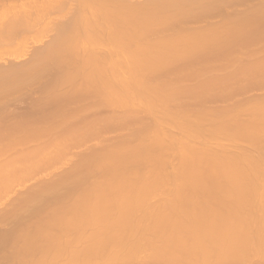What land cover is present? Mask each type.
Here are the masks:
<instances>
[{
	"label": "bare ground",
	"instance_id": "obj_1",
	"mask_svg": "<svg viewBox=\"0 0 264 264\" xmlns=\"http://www.w3.org/2000/svg\"><path fill=\"white\" fill-rule=\"evenodd\" d=\"M0 25V78L34 82L41 115L80 102L58 120L78 130L69 144L92 139L72 178L33 197L43 207L27 224L51 240L42 264L73 226L117 236L143 224L173 247L164 264L222 250V264H264V95L236 97L264 86V53H247L264 0H0ZM47 126L44 144L58 140ZM44 144L28 150L33 167L71 161L65 143Z\"/></svg>",
	"mask_w": 264,
	"mask_h": 264
},
{
	"label": "rangeland",
	"instance_id": "obj_2",
	"mask_svg": "<svg viewBox=\"0 0 264 264\" xmlns=\"http://www.w3.org/2000/svg\"><path fill=\"white\" fill-rule=\"evenodd\" d=\"M12 20L13 19H11L8 24L10 23L13 24ZM1 28H2V25H0V29ZM8 28L11 29L10 26H8ZM262 33L260 32V34H258L257 37L253 33L250 35L249 39H253V43H252V48H249L247 50V53H251V52L254 54L258 53L256 54L258 56L264 53V42H263L264 37H262ZM159 36L161 37L163 35L161 34ZM4 43L5 42L1 40L0 45H3V48H6L8 44L7 43L4 44ZM2 51L5 52V50H2ZM233 53L235 52H232V54ZM0 54L3 55V53H0ZM5 54L6 53H4L3 56L2 55L1 56L5 57ZM233 55L235 56V54ZM262 56L264 57V55ZM26 81L28 82V80ZM25 82L21 78H16L15 80H12L9 78L8 79L0 78V264H31L34 262H35L34 264H39L40 262H41L40 264H42L45 250L46 249L48 250V246L46 248V245L51 244V240L49 241V240H45L42 238L41 239L34 238L35 235L33 234L32 231L35 230L36 226L33 224H27V221L30 222L31 219L32 221L30 223L34 222L33 218H36L39 215V210L41 211L43 207L41 203L40 204L42 205V207L39 206V202H38V205L37 203L36 204L33 203L36 200L35 198L33 199V197H37L38 195H39L38 197H40L43 194L44 189L49 190V189H46L47 187L51 188V186L52 187L58 186L59 184L64 182L66 179L72 178L71 176H69L70 174H67V173L76 164H78L81 161L83 156H86L89 154V153L87 154L88 149H85V148L89 147L92 144L90 143L92 139L91 140L86 139L84 141H81L79 139L80 142L69 144V141L67 140L68 137L75 138L76 134H78V130H74L72 128L73 126H71L70 121H68L66 124V123H63L61 119H60L61 123H59V120H58V117L60 114H62V116L64 117L67 113L69 116L76 113L77 110H75V107H77L78 104L80 105V102L75 103L71 106H68V104L70 105V103L66 102L67 103L66 104L63 102V105H60L61 107L59 106L60 108L56 107L58 110L54 109L50 112L49 110L46 111L49 113L50 118L48 114L41 115L39 114L38 111H37L38 116H36L37 112L32 111L31 110L32 107L29 106V102L31 103L32 96H30V94L27 95L28 92L34 90L35 83L32 82L29 84V82H31L30 80L28 84H25ZM28 88L30 91H28ZM246 88L245 90H240L241 92L238 91V93H236V97L241 96V98H244V97L247 98L253 95H261V94L264 95V92H263L264 86H262V88L261 87H251L250 88V85H249ZM251 91L253 93L255 91V93L252 94ZM244 92L246 95L244 94ZM81 105L82 106L84 105L85 107L84 108L85 113L81 112V114L85 115L86 113H90L91 109L89 107H92V106H88L85 103ZM59 110L62 112H60ZM20 112L22 113L20 114ZM31 113L33 115H31ZM12 115L13 117L14 116L15 117L12 118L11 117ZM19 116L22 118L21 121H20ZM47 116H48V119H47ZM49 119L50 121H47ZM12 121H14L15 123ZM71 121L73 122V120ZM44 125H51L47 127L50 129H53V128L56 129L57 134H58V140L47 142L46 144H44L45 140L47 139L49 135L46 129L43 128ZM77 125L79 124L75 123L74 126H77ZM56 142H63L68 146V149L66 151H63L64 154L61 155V157L59 154V157H60L59 160L66 156L68 158H71V161L66 162V163H61V160L58 162L57 161L58 159L56 158L55 160L52 161V163L50 162V164L52 165H50L49 163L47 164L45 163L46 165H41V166L39 165V167L38 166L33 167L32 157H35L36 153L34 152V154L32 155V153H28V150L30 151V148L34 146H36L37 148L38 145L41 147L43 144L49 145V144H54ZM80 150H82V152H79ZM64 177L65 178L68 177V178L64 179ZM58 179H60L62 182ZM59 191L61 190L56 189V191L54 192H57L56 195H58ZM42 196H44V194ZM46 196L45 198L40 199V200L48 203V204L45 203V205L51 206L50 204H53L52 198L53 200H55L56 197L55 195L50 196V198L49 197L47 198ZM57 197L61 200L63 196L61 198H60V195ZM27 200H30L28 201V206L26 204ZM29 203L32 204V207L29 206L30 205ZM33 207L36 208V210ZM33 213L34 214L37 213V216L35 215L36 217L35 216L33 217L34 215ZM24 225L25 227H23ZM22 227L25 232L21 231ZM67 227L68 226H66V229L70 231L69 227L68 228ZM74 227L75 226H73V228L71 229V232L73 231V234L72 233L69 234L70 232L68 233L67 231L66 233L68 234H66V237H64V239L60 238L62 234L59 236L60 239L57 237L58 239L57 241L54 242L55 243L54 246H56L57 249H59V251L61 250L59 253L60 255L58 254V256L56 257L57 259L55 257H54L55 259L51 258L50 263H52L53 261V264L54 262H56L55 264H161L162 262H163L162 264H164L165 260L161 257L162 256L161 250L167 255L173 250V247L170 246L166 242L167 240H165V242H162V240L160 241V237H157L152 234L149 235L147 233V230L150 229L148 228L150 226H146V224L130 225V228H135L139 230L133 233H130V234L117 235V236L102 235V233L101 235H99V232L97 234L94 232L92 233L93 230L91 231V228L94 229L95 227L88 226V225L82 226V229L83 228L84 229L86 228L87 230L89 229L88 231L87 230L84 231L83 229L84 232L83 231L79 232L76 230V232L74 233L75 231ZM117 227H122V226H117ZM31 228H34V229H31ZM90 231L92 234L89 233ZM55 233L56 235L58 234L56 231ZM33 238L36 239L35 243L39 244V247L36 244L37 248L39 249L36 248V245L34 246V249L36 248V250H38L36 251L38 252V254H35L34 253L35 250L31 248V246L34 245L33 243L34 241H32ZM61 239L64 241H62ZM41 241H43V243ZM48 241L50 243H48ZM134 242H137V243L134 244ZM40 243L45 245V248H46L45 250L44 248H40L43 246ZM62 245L63 247L67 245L68 250L66 246L65 247L66 251H65L63 247H61ZM28 246H30L31 250L29 249ZM162 246L164 247L161 248ZM88 247L91 249H89ZM133 248L135 250H133ZM28 250L31 252H29ZM62 250L64 251L62 252ZM20 251L22 253H20ZM26 251H27V254H26ZM14 252L15 253L18 252L19 254L18 255L17 253L14 254ZM61 252L64 255H62ZM28 253H29V257H27ZM229 253L230 252L222 250V251H218L213 256L211 254H209V256L205 254H197L196 255L197 259L195 261V264H222L220 261L219 262L216 261V259L221 256H229V255H226ZM32 255L35 257L33 258ZM131 256H133V258ZM16 257H19V258H16ZM156 257H160V260L159 258H156ZM168 257H170V255H168L167 258ZM40 259L41 261L40 262L38 261L37 263L36 261ZM50 263H47V264H50ZM233 264L235 263L233 262Z\"/></svg>",
	"mask_w": 264,
	"mask_h": 264
}]
</instances>
